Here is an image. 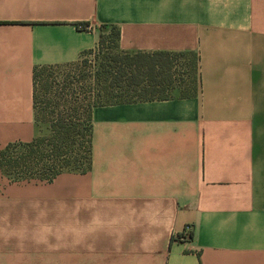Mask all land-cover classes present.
Returning a JSON list of instances; mask_svg holds the SVG:
<instances>
[{"label": "crops", "instance_id": "obj_1", "mask_svg": "<svg viewBox=\"0 0 264 264\" xmlns=\"http://www.w3.org/2000/svg\"><path fill=\"white\" fill-rule=\"evenodd\" d=\"M103 27L196 53L198 93L94 108L86 174L0 170V264H264V0H0V152L41 134L33 71Z\"/></svg>", "mask_w": 264, "mask_h": 264}, {"label": "trees", "instance_id": "obj_2", "mask_svg": "<svg viewBox=\"0 0 264 264\" xmlns=\"http://www.w3.org/2000/svg\"><path fill=\"white\" fill-rule=\"evenodd\" d=\"M103 28L112 31L114 51L99 57L98 65L88 72L58 77L64 66L33 71L34 120L47 124L48 134L29 143L10 144L0 152V169L14 181L51 182L63 172L86 174L91 168L92 111L96 107L169 100L175 90L184 99L197 95L196 53L121 52L119 29ZM105 38L102 34L97 47L82 57L103 53ZM188 57L184 77L175 62Z\"/></svg>", "mask_w": 264, "mask_h": 264}, {"label": "rangeland", "instance_id": "obj_3", "mask_svg": "<svg viewBox=\"0 0 264 264\" xmlns=\"http://www.w3.org/2000/svg\"><path fill=\"white\" fill-rule=\"evenodd\" d=\"M104 36L106 37V44L104 45L103 53L101 52L98 56L97 52H93L86 56L80 58L77 62H75L71 66H64L59 69L60 73L58 77H63L65 74H78L80 71L88 72L90 69L96 67L99 63V57L106 55L109 52L114 51L113 48V35L110 29H105L103 32ZM188 60L187 59H180L179 61L175 62L176 66L178 67L180 75H184L186 77L188 73ZM63 75V76H62ZM61 79V78H60ZM180 90H175L172 92L171 97H180ZM40 135H47L48 134V125L47 124H40ZM1 170V169H0ZM2 171V170H1Z\"/></svg>", "mask_w": 264, "mask_h": 264}, {"label": "built area", "instance_id": "obj_4", "mask_svg": "<svg viewBox=\"0 0 264 264\" xmlns=\"http://www.w3.org/2000/svg\"><path fill=\"white\" fill-rule=\"evenodd\" d=\"M80 29H87V27L81 26ZM176 240L178 241H183V242H188L191 241L192 239V227L191 226H186L182 233L176 235Z\"/></svg>", "mask_w": 264, "mask_h": 264}]
</instances>
